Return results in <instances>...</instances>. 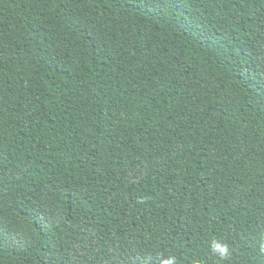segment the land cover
Wrapping results in <instances>:
<instances>
[{"label":"trees","instance_id":"1","mask_svg":"<svg viewBox=\"0 0 264 264\" xmlns=\"http://www.w3.org/2000/svg\"><path fill=\"white\" fill-rule=\"evenodd\" d=\"M169 258L264 264V0H0V264Z\"/></svg>","mask_w":264,"mask_h":264},{"label":"clouds","instance_id":"2","mask_svg":"<svg viewBox=\"0 0 264 264\" xmlns=\"http://www.w3.org/2000/svg\"><path fill=\"white\" fill-rule=\"evenodd\" d=\"M212 250L217 252L220 256H224L228 253V247L226 244L222 245L219 243H214L212 245ZM174 258H169L168 260L164 261V264H173Z\"/></svg>","mask_w":264,"mask_h":264}]
</instances>
